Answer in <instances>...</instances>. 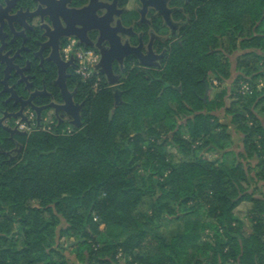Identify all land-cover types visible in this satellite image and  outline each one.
I'll list each match as a JSON object with an SVG mask.
<instances>
[{"label": "trees", "instance_id": "1", "mask_svg": "<svg viewBox=\"0 0 264 264\" xmlns=\"http://www.w3.org/2000/svg\"><path fill=\"white\" fill-rule=\"evenodd\" d=\"M263 26L264 0L205 1L156 79L128 69L118 105L103 75L97 92L82 83L81 129L19 137V158L0 159V264H77L59 243L73 235L81 264H119L120 249L132 257L128 264H264V107L257 110L264 98L237 109L239 94L227 88L211 98L209 81L232 78V64L217 57H225L224 37L238 60L264 56ZM193 146L232 155L233 163L168 160L167 147L187 154ZM146 198L155 200L153 212L139 214ZM172 198L180 206L203 199L207 219L184 216L168 240L156 229L164 216H177ZM245 202L253 206L249 230L235 213ZM15 224L22 240L12 235ZM102 226L133 231L116 243L104 240ZM207 231L214 242H201Z\"/></svg>", "mask_w": 264, "mask_h": 264}, {"label": "flooded vegetation", "instance_id": "2", "mask_svg": "<svg viewBox=\"0 0 264 264\" xmlns=\"http://www.w3.org/2000/svg\"><path fill=\"white\" fill-rule=\"evenodd\" d=\"M7 1L0 0V159L13 161L24 149L19 137L77 129L65 107L75 113L83 105L82 114L88 99L81 96L82 83L97 92L103 75L117 87L128 69L156 79L182 44L193 12L208 0ZM20 10L25 30L13 22ZM91 58L112 63L116 84L102 73L85 79L78 72Z\"/></svg>", "mask_w": 264, "mask_h": 264}, {"label": "rangeland", "instance_id": "3", "mask_svg": "<svg viewBox=\"0 0 264 264\" xmlns=\"http://www.w3.org/2000/svg\"><path fill=\"white\" fill-rule=\"evenodd\" d=\"M261 32L264 34V26L261 29ZM230 37H224L222 39V46L220 47V51H224L225 57L220 53L218 54V59L222 66H226L228 69H230V63L233 66L232 70V78L228 82H221L218 78H216L214 75L210 76V85L212 86V92H211V98H214L215 95L222 92L224 89L230 88L233 89L234 93L239 94L241 97V101L236 102L234 100L235 108L237 109H243V105L251 102L253 99L257 98L258 96L260 98H264V56L262 58H258L255 55H247L245 57H241L238 60V55L240 52H234L235 49L232 48V41ZM235 43V42H234ZM241 43V42H240ZM236 47L239 46V41L235 43ZM264 55V54H263ZM238 62V63H237ZM239 64V65H238ZM243 65V66H242ZM236 66H238V71H236ZM252 71V72H251ZM249 72V74H248ZM239 73V74H238ZM242 74V77H241ZM239 76V77H238ZM117 88V87H114ZM122 101V96L120 95L119 102ZM264 107V101L260 104L258 107V111H260ZM223 115L221 114L220 117ZM181 121H185L186 118L181 117ZM225 119V118H223ZM75 132L72 128L65 129L61 133V135H71ZM133 136V135H132ZM181 136L183 140H190V136L188 133V129L184 128L181 132ZM238 139V138H236ZM194 147V148H193ZM189 153L187 154H180L177 147H167L166 148V155L168 156V160L173 162V164H181L183 162H186L188 160H192L195 158V156H199L205 160L215 162L216 164L221 163V159H223L219 153L215 151H206L205 153H201V151H198L196 146H193ZM201 154V156H200ZM222 161L224 163H233V156L230 155L226 158H224ZM139 166V174L144 175L146 172L143 171L141 167V163L138 164ZM154 181H158V178H154ZM155 182V183H156ZM264 192V188L262 189ZM260 194V191L258 192ZM154 199L146 198L142 205L138 209L139 214L147 213L151 214L154 209ZM170 205L176 209L177 216L170 217L168 215L164 216L159 223H157V229L156 231L159 232L161 235L165 236L168 240H170L174 235H177L179 232L183 229V223H184V216H188L192 219H200L201 221H205L207 219V206L205 205V202L203 199L199 202H191L185 205L180 206L179 203L175 199H168L167 200ZM202 201V202H201ZM252 204L249 202H245L241 204L235 211L237 217L243 221L247 227V230L251 229L253 226V221L251 220L252 215ZM10 211V209H7V212ZM14 214V213H13ZM62 226H65L63 224ZM14 231L12 232V235L18 240H22V234L19 233L18 225L15 224L13 226ZM101 230L105 231L106 238L104 240H113L116 243L123 242L126 238L129 232H132L133 229L130 228L128 231H124L121 228H111L109 230H106L105 226L101 227ZM79 239L76 235H73L71 237H65L60 240L61 248L67 249L65 252V255H67L71 261L81 264L80 262H77V259L75 257V247L70 246L69 244L78 242ZM204 241H212L213 239V232L207 231L202 238V243ZM132 260V257L128 254H126L123 250H119L117 255V261L119 264H128L127 262H130Z\"/></svg>", "mask_w": 264, "mask_h": 264}, {"label": "water", "instance_id": "4", "mask_svg": "<svg viewBox=\"0 0 264 264\" xmlns=\"http://www.w3.org/2000/svg\"><path fill=\"white\" fill-rule=\"evenodd\" d=\"M14 0H9L7 1L8 4H10L9 2H13ZM35 2H37V0H34ZM14 12V9L12 10V13ZM22 10L18 11V13H14L12 14V18H13V22L16 26H18L19 28H21L22 30H25V25H23L22 21L19 18V15L21 14ZM70 13L74 14V15H81V11H77L75 9H71ZM38 16L37 12L31 13V18ZM27 20V19H26ZM64 20L66 21V19L64 18ZM27 22V21H26ZM81 25V24H80ZM82 26V25H81ZM23 32V31H21ZM20 34V33H18ZM142 65L145 67H152L153 65L147 62H142ZM97 69H99L100 73L104 74L105 76H107L109 82L113 85L116 84V76L114 75L113 72V67H112V63L107 62H100L97 66ZM116 98V105L119 104V100H120V95L116 94L115 95ZM83 107V105H80L76 108V112L72 113L67 106L65 107V111L67 112L68 115H70L72 118H74L73 124L76 126L77 129H81L83 127V122H82V118H81V114H80V110ZM78 242L75 243H71L69 244L70 246H74L75 244H77Z\"/></svg>", "mask_w": 264, "mask_h": 264}, {"label": "built area", "instance_id": "5", "mask_svg": "<svg viewBox=\"0 0 264 264\" xmlns=\"http://www.w3.org/2000/svg\"><path fill=\"white\" fill-rule=\"evenodd\" d=\"M98 62L91 58L89 61H81L79 64L78 72L87 79L91 75H99L100 71L97 69Z\"/></svg>", "mask_w": 264, "mask_h": 264}, {"label": "clouds", "instance_id": "6", "mask_svg": "<svg viewBox=\"0 0 264 264\" xmlns=\"http://www.w3.org/2000/svg\"><path fill=\"white\" fill-rule=\"evenodd\" d=\"M35 24H39V20L37 19L36 21H34Z\"/></svg>", "mask_w": 264, "mask_h": 264}]
</instances>
